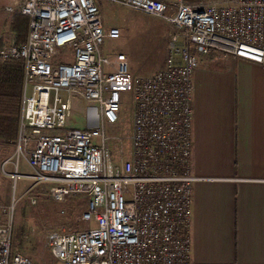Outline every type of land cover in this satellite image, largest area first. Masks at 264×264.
I'll return each mask as SVG.
<instances>
[{
    "label": "built area",
    "instance_id": "2783aa9c",
    "mask_svg": "<svg viewBox=\"0 0 264 264\" xmlns=\"http://www.w3.org/2000/svg\"><path fill=\"white\" fill-rule=\"evenodd\" d=\"M0 1L29 20L23 44L0 49V62L23 63L14 154L2 166L14 172L5 174L14 183L22 177L23 158L32 188L51 184L58 202L85 199L87 227L49 234L52 256L58 264H189L185 229L199 180L189 169L190 76L212 53L264 67V0H105L173 29L161 69L140 78L130 76L123 54H102L104 39L119 32L103 26L99 0ZM64 51L72 62H55ZM123 93L132 109L129 151L119 145L112 159L106 143L119 139L112 131ZM74 98L93 107L94 127L68 125ZM1 221L0 264H32L12 250L11 220Z\"/></svg>",
    "mask_w": 264,
    "mask_h": 264
},
{
    "label": "crops",
    "instance_id": "0c3cea01",
    "mask_svg": "<svg viewBox=\"0 0 264 264\" xmlns=\"http://www.w3.org/2000/svg\"><path fill=\"white\" fill-rule=\"evenodd\" d=\"M190 82L188 262L264 264V67L212 53Z\"/></svg>",
    "mask_w": 264,
    "mask_h": 264
},
{
    "label": "rangeland",
    "instance_id": "374dc122",
    "mask_svg": "<svg viewBox=\"0 0 264 264\" xmlns=\"http://www.w3.org/2000/svg\"><path fill=\"white\" fill-rule=\"evenodd\" d=\"M6 7H14L11 2L0 1V40L3 47L13 43V35L9 30V22L13 13L7 12ZM99 8L105 29L116 28L119 37L116 40L104 39L102 54L111 59L116 54H123L126 58L128 73L132 77L147 76L161 67L165 55L166 37L173 29L157 18L134 11L119 5L99 0ZM72 62L69 51L55 60V62ZM93 108V107H92ZM74 98L73 110L68 125L76 128H91L95 126L89 117L93 109ZM131 102L128 93L121 95L118 108L119 118L113 137L106 145L112 159H116L119 145L124 156L129 151V129L131 126ZM14 154V147L0 145V205L8 207L9 212H0L2 221L11 220L13 230L22 233L21 242L14 252H19L32 264H58L52 256L48 246V236L53 232L69 229H83L87 223L81 220L85 207L84 197L68 201H54L51 197V184H38L32 188L34 182L24 176L32 175V170L21 158L18 173L22 176L15 183L6 174L14 172L12 165L4 168L3 163ZM6 173V174H5ZM32 188V189H30ZM35 200V204L31 201ZM93 227L94 223L90 222Z\"/></svg>",
    "mask_w": 264,
    "mask_h": 264
},
{
    "label": "trees",
    "instance_id": "16d2710c",
    "mask_svg": "<svg viewBox=\"0 0 264 264\" xmlns=\"http://www.w3.org/2000/svg\"><path fill=\"white\" fill-rule=\"evenodd\" d=\"M29 20L20 12L12 14L9 30L13 43L21 45L26 41ZM3 47L0 40V49ZM23 84V63L20 60L0 62V145L13 146L18 131ZM22 233L13 230L12 250L19 247Z\"/></svg>",
    "mask_w": 264,
    "mask_h": 264
}]
</instances>
